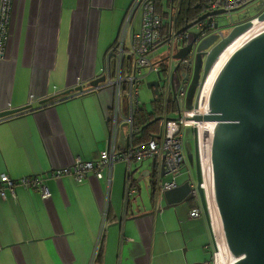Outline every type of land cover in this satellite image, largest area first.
Listing matches in <instances>:
<instances>
[{
  "label": "crops",
  "instance_id": "obj_1",
  "mask_svg": "<svg viewBox=\"0 0 264 264\" xmlns=\"http://www.w3.org/2000/svg\"><path fill=\"white\" fill-rule=\"evenodd\" d=\"M113 9V0H11L0 58V110L30 107L0 119V174L13 180L38 175L49 195L18 183L14 194L4 188L0 264H200L206 260L200 262L203 251L213 247L204 236L212 238L210 215H188L199 197L178 202L173 211H156L152 196L150 203H138V198L143 202L139 177L158 171V158L132 163L133 191L125 206V165L114 164L106 227L96 251L106 178L89 171L76 182L70 175L48 174L76 157L94 159L106 146L113 88L75 94V87L86 89L101 69L125 12L112 18ZM68 88L73 90L40 102ZM146 108L141 102L140 111H151L153 103ZM200 227L206 234L198 238Z\"/></svg>",
  "mask_w": 264,
  "mask_h": 264
},
{
  "label": "built area",
  "instance_id": "obj_2",
  "mask_svg": "<svg viewBox=\"0 0 264 264\" xmlns=\"http://www.w3.org/2000/svg\"><path fill=\"white\" fill-rule=\"evenodd\" d=\"M207 6L206 11L223 9V13H229L234 8L247 4L252 0H203ZM182 0H131L122 16L115 39L105 52L100 71L95 76H104V80L86 89H81L75 94L96 92L107 86L113 88L110 113L106 118L107 142L106 146L98 152L94 159H82L76 157L70 164L58 166L49 171V175L58 178L62 175H70L76 182L83 181L88 172L92 171L98 178L105 177L107 180V192L104 203L100 209L101 222L99 232L95 241L97 250L108 217L109 186L114 164L122 160L125 165V187L124 203L126 205L131 192V169L134 161L146 158H158L160 169L152 174L151 183L153 187L152 199L154 209L161 208V199L166 189L177 185L176 175L184 165V131L187 127L195 129V138L199 121L186 119L187 115L204 114L207 112L208 93L203 92V80L198 85L195 105L181 106L180 98L185 100L186 80L193 71V57L195 56L194 45L205 36L219 33L215 14L197 21L191 27L193 30L185 29L178 32V12ZM11 0H1L0 4V58L4 55V48L8 36V23L10 17ZM141 13L140 25L136 29L135 21L138 13ZM164 15L168 18L165 19ZM258 16L249 18L252 21ZM198 36L192 41L193 32ZM224 35L221 34L220 37ZM218 40V39H217ZM192 41L191 49L181 59L175 58L174 53L187 43ZM167 44L164 56L152 62L148 54L155 50L160 44ZM173 60L178 62L174 70ZM147 70L144 71V68ZM153 72L156 79L160 76L159 99L156 98L153 88V98L159 103L161 114L159 119V131L145 141L139 140V132L135 123V115L141 109L139 89L144 81H148L147 75ZM184 76H187L185 78ZM176 109V117L167 116V110ZM204 121V120H203ZM124 136V144H118L119 132ZM165 176H169L165 178ZM15 183L23 187H30L40 192L42 197L49 195L38 175L21 176L13 180L8 174H0V196L4 197V188L7 187L14 194ZM194 182L192 183V185ZM203 184V178H202ZM203 213L201 205L190 208L189 217H197ZM209 214V213H208ZM211 221V243L210 259L200 264H228L232 256L227 248L223 235L215 233Z\"/></svg>",
  "mask_w": 264,
  "mask_h": 264
},
{
  "label": "water",
  "instance_id": "obj_3",
  "mask_svg": "<svg viewBox=\"0 0 264 264\" xmlns=\"http://www.w3.org/2000/svg\"><path fill=\"white\" fill-rule=\"evenodd\" d=\"M259 7L262 10L258 19H263L264 0H260ZM223 12L221 8L205 11L195 20L181 25L178 32L211 14ZM250 25V20L239 22L219 40L216 34L200 39L196 50L205 54L201 81L220 51ZM196 36L198 32L194 31L192 41ZM192 41L180 47L173 56L183 58L191 49ZM177 66L178 62L174 70ZM103 80V75L94 76L88 85ZM159 81L160 76L146 82L149 88H153L156 100L160 96ZM192 84L194 82L187 97L192 93ZM82 87L78 84L75 89L81 90ZM71 90L73 88L65 89L40 102L54 101ZM29 107L30 104H25L0 110V119ZM186 119L214 122L210 148L212 179L223 237L232 256L228 264H264V29L245 40L223 62L209 88L207 112L187 115ZM144 176H150L152 196V174L148 171L142 178ZM192 183L189 177L166 189L163 193L165 204L156 211L199 197L202 211L208 216L197 144L196 180ZM140 189L139 186V193Z\"/></svg>",
  "mask_w": 264,
  "mask_h": 264
},
{
  "label": "rangeland",
  "instance_id": "obj_4",
  "mask_svg": "<svg viewBox=\"0 0 264 264\" xmlns=\"http://www.w3.org/2000/svg\"><path fill=\"white\" fill-rule=\"evenodd\" d=\"M131 0H113V6H114V14L113 10L111 11V13H109V15H112V18L118 17L119 14L120 18L123 14V11L125 10V8L128 6V3H130ZM259 2L260 0H252L250 2H248L245 5H242L240 7L234 8L233 10H231L229 13H220V14H216L215 18L217 21V30L219 33V37L217 38L218 40L220 39L221 34L226 35L230 32V30L239 22L245 21L249 18L258 16L261 13L262 8L259 7ZM165 19L168 18L167 15H164ZM140 18H141V13L139 12L137 17H136V21H135V27L136 29L139 28L140 25ZM190 30H193V27H190ZM200 41V39L198 40V42ZM198 42L195 43L194 48H195V56L193 57V71L189 77L188 80H186V95L187 92L191 86V83L194 82V84H192V93L190 94L189 97H185V100L182 101V99L180 98V104L181 106L184 105H188V104H194L196 101V95L198 92V85L201 81L202 78V72H203V65H204V60H205V54L204 53H198L196 48H197V44ZM167 51V44L166 43H162L160 44L155 50L151 51L148 54V57L151 59L152 62L158 60L159 58H161L162 56H164L166 54ZM176 61L173 60V66L175 65ZM147 70V67L144 68V71ZM154 73L151 72L147 75V79L153 78L154 77ZM111 86H107L103 89H107L110 88ZM139 99L142 102V105L145 104L146 107L148 109L152 108V90L151 88H149L146 85V81H144L139 89ZM146 108V109H147ZM164 113V110H162L160 112V115ZM178 114L177 110L172 109V110H167V116L170 117H176V115ZM117 140H118V144H124L125 140H124V136L122 134V132L120 131L118 133L117 136ZM184 165L181 168L180 172L176 175V181H182L185 180L187 178H189V175L191 176L193 182H195L196 180V143H195V132L193 130L192 127H187L185 128L184 131ZM114 169V167H113ZM141 171V170H140ZM140 171L136 172V177L139 176ZM169 176H165V178H168ZM150 176H144L143 178L140 179V186H141V196H142V201H140V198H138V203L140 204V206L146 205V202L150 203L151 200V187H150ZM139 197V195H138ZM161 206H163L161 204ZM175 206V205H174ZM174 206H170L167 207L165 209H160V210H165V211H173L174 210ZM193 219V218H191ZM195 219V217H194ZM206 228V227H205ZM201 232V234L199 233L198 238H201V236H203L204 234H206V231L200 227L198 228V230H195V235L197 236L198 232ZM205 237H207V242H210L211 244V240H210V236L209 233L207 232L206 235H204ZM212 245V244H211ZM186 248V246L184 245L182 247V251L183 249ZM202 248V247H201ZM211 249L207 250V251H203V258L200 260V262L204 259L208 260L210 259V251Z\"/></svg>",
  "mask_w": 264,
  "mask_h": 264
},
{
  "label": "bare ground",
  "instance_id": "obj_5",
  "mask_svg": "<svg viewBox=\"0 0 264 264\" xmlns=\"http://www.w3.org/2000/svg\"><path fill=\"white\" fill-rule=\"evenodd\" d=\"M264 29V18L263 19H254L251 25L237 35L233 40H231L217 55L216 59L212 63L208 73L206 74L202 89L203 92H207L210 88V85L213 82V79L218 72L219 68L226 60V58L235 50L239 45H241L245 40L251 36L257 34L258 32ZM199 127L197 130V151L199 162L202 171L203 178V188L205 191V198L207 202V208L209 215L212 220V225L215 233L217 235H223L220 223V217L218 212V206L215 196V191L213 187L212 179V168H211V157H210V148H211V134L212 128L214 125L213 121H199Z\"/></svg>",
  "mask_w": 264,
  "mask_h": 264
},
{
  "label": "trees",
  "instance_id": "obj_6",
  "mask_svg": "<svg viewBox=\"0 0 264 264\" xmlns=\"http://www.w3.org/2000/svg\"><path fill=\"white\" fill-rule=\"evenodd\" d=\"M207 9L203 0H182L181 8L178 12V26L195 20ZM151 111H140L135 115V123L139 132V140L145 141L159 131L160 106L156 100L152 101ZM150 122V123H149Z\"/></svg>",
  "mask_w": 264,
  "mask_h": 264
},
{
  "label": "flooded vegetation",
  "instance_id": "obj_7",
  "mask_svg": "<svg viewBox=\"0 0 264 264\" xmlns=\"http://www.w3.org/2000/svg\"><path fill=\"white\" fill-rule=\"evenodd\" d=\"M247 20H249V19H247ZM246 21V20H245ZM242 22H244V21H242Z\"/></svg>",
  "mask_w": 264,
  "mask_h": 264
}]
</instances>
